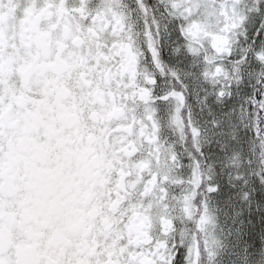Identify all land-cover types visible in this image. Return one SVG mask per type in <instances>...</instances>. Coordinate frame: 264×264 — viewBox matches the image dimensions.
I'll list each match as a JSON object with an SVG mask.
<instances>
[{
  "label": "snow or ice",
  "instance_id": "snow-or-ice-1",
  "mask_svg": "<svg viewBox=\"0 0 264 264\" xmlns=\"http://www.w3.org/2000/svg\"><path fill=\"white\" fill-rule=\"evenodd\" d=\"M0 264H264V0H0Z\"/></svg>",
  "mask_w": 264,
  "mask_h": 264
}]
</instances>
